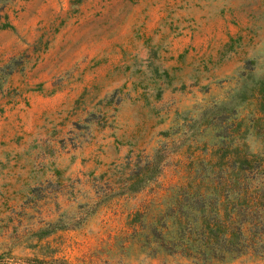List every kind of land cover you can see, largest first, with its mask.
Returning a JSON list of instances; mask_svg holds the SVG:
<instances>
[{
  "label": "rangeland",
  "instance_id": "1",
  "mask_svg": "<svg viewBox=\"0 0 264 264\" xmlns=\"http://www.w3.org/2000/svg\"><path fill=\"white\" fill-rule=\"evenodd\" d=\"M0 13V264H264L169 254L128 224L144 203L145 226L164 210L187 148L215 139L211 116L258 113L264 0H7ZM261 139L245 136L251 150ZM158 146L159 173L136 189L133 161Z\"/></svg>",
  "mask_w": 264,
  "mask_h": 264
},
{
  "label": "trees",
  "instance_id": "2",
  "mask_svg": "<svg viewBox=\"0 0 264 264\" xmlns=\"http://www.w3.org/2000/svg\"><path fill=\"white\" fill-rule=\"evenodd\" d=\"M6 1L0 0V12ZM7 24L1 21L0 28ZM255 90L256 115L245 117L230 107L210 117L219 123L215 139L187 148L186 174L168 188L164 210L154 211L149 225L140 220L147 203L131 213L134 232L148 229L152 239L145 241L201 263L264 254V79ZM248 132L261 134L257 150L249 149ZM161 150L155 147L133 161L129 175L136 189L159 173Z\"/></svg>",
  "mask_w": 264,
  "mask_h": 264
}]
</instances>
